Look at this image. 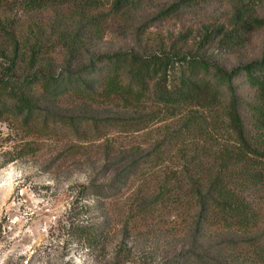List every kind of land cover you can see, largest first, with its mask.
<instances>
[{
  "label": "trees",
  "instance_id": "1",
  "mask_svg": "<svg viewBox=\"0 0 264 264\" xmlns=\"http://www.w3.org/2000/svg\"><path fill=\"white\" fill-rule=\"evenodd\" d=\"M142 1L0 0V119L16 116L29 123L59 116L51 104L67 94L91 104L117 101L125 107L150 99L171 115L189 109L177 130L197 127L199 134L211 135L209 148L215 151L216 166L207 176L187 174L196 208L186 222V233L174 238L173 254L164 261L153 253L145 257H154L149 264H244L246 243L254 252L251 262L264 259V231L259 230V214L251 199L264 189V47L261 56L231 68L208 55L216 41L218 47L243 46L248 34L264 26V16L258 14L255 0H216L231 5L229 22L205 24L195 46L185 45L192 36L185 30L167 45L103 49L100 43L113 23L127 19ZM209 1L215 0H173L151 21ZM149 22H142L137 33L142 34ZM242 81L253 90L251 100L241 94ZM243 105L251 111L250 122ZM160 112L138 109L128 116L116 112L90 117L79 111L64 120L74 125L94 119L96 126L101 121L139 127ZM166 139L147 152L131 148L119 161L115 180L124 172L127 177L135 174ZM228 250L232 254L224 255Z\"/></svg>",
  "mask_w": 264,
  "mask_h": 264
},
{
  "label": "rangeland",
  "instance_id": "2",
  "mask_svg": "<svg viewBox=\"0 0 264 264\" xmlns=\"http://www.w3.org/2000/svg\"><path fill=\"white\" fill-rule=\"evenodd\" d=\"M172 1L143 0L127 19L113 23L100 46L107 50L137 44L156 47L191 30L185 45L192 47L205 24L229 22L231 5L216 0L151 21ZM255 4L264 16V0ZM148 20L145 31L137 33V27ZM217 42L208 55L231 68L261 56L264 26L248 34L243 46L218 47ZM241 86L245 100H251L253 90L243 81ZM51 105L61 117L45 114L29 123L16 116L0 119V264H149L154 257L164 261L172 255L174 238L186 233V222L196 208L187 174L207 176L215 164V151L209 148L212 136L199 134L197 127L178 131L189 109L165 114L150 99L141 106L125 107L117 101L91 104L67 94ZM138 109L161 112L139 127L101 121L96 126L94 119L74 125L64 120L79 111L90 117L116 112L128 116ZM242 111L250 122L251 111L245 105ZM249 126L252 130V122ZM164 138L161 149L143 159L135 174L127 177L124 172L115 180L119 161L131 148L147 152ZM251 199L259 214V230L264 231V189ZM243 250L244 264H264V259L251 262L250 245L245 243ZM152 253L153 258L145 257ZM223 253L231 255L232 250Z\"/></svg>",
  "mask_w": 264,
  "mask_h": 264
}]
</instances>
